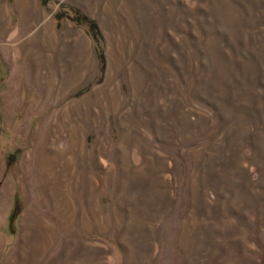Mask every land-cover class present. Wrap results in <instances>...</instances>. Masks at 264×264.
<instances>
[{
    "label": "rangeland",
    "instance_id": "1",
    "mask_svg": "<svg viewBox=\"0 0 264 264\" xmlns=\"http://www.w3.org/2000/svg\"><path fill=\"white\" fill-rule=\"evenodd\" d=\"M76 1L0 26V264H264V0Z\"/></svg>",
    "mask_w": 264,
    "mask_h": 264
},
{
    "label": "crops",
    "instance_id": "2",
    "mask_svg": "<svg viewBox=\"0 0 264 264\" xmlns=\"http://www.w3.org/2000/svg\"><path fill=\"white\" fill-rule=\"evenodd\" d=\"M64 1L65 0H57L59 3ZM67 1L71 6L82 10L81 5L77 3L76 0ZM53 10L54 5L52 0H0V26L4 25L5 27V24H7L6 29H8L9 32L10 26H8V24H20L19 30L21 29L22 32L24 31L22 34H27L26 30L31 27L32 30L29 35V43L34 44V41H37L38 38H40L41 41L46 32L49 36L52 35L46 30L47 26L39 28L38 24H55L52 20ZM58 24L68 23L61 21ZM35 29L37 30L34 32L33 30ZM11 36H13V34H11ZM16 37L18 36L16 35Z\"/></svg>",
    "mask_w": 264,
    "mask_h": 264
},
{
    "label": "trees",
    "instance_id": "3",
    "mask_svg": "<svg viewBox=\"0 0 264 264\" xmlns=\"http://www.w3.org/2000/svg\"><path fill=\"white\" fill-rule=\"evenodd\" d=\"M54 19L55 21L65 19L71 22L73 25L78 26L85 31V33L91 40L93 51L97 61V66L101 75L104 71L105 60H104V52L102 47V37L95 22L89 20L81 12L75 9H68L65 12H57L54 16ZM15 215H16V207L12 208L9 219L10 220L14 219Z\"/></svg>",
    "mask_w": 264,
    "mask_h": 264
}]
</instances>
